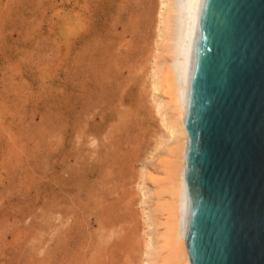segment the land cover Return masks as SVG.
Instances as JSON below:
<instances>
[{
	"label": "rangeland",
	"instance_id": "1",
	"mask_svg": "<svg viewBox=\"0 0 264 264\" xmlns=\"http://www.w3.org/2000/svg\"><path fill=\"white\" fill-rule=\"evenodd\" d=\"M158 2L0 0V264H152Z\"/></svg>",
	"mask_w": 264,
	"mask_h": 264
},
{
	"label": "water",
	"instance_id": "2",
	"mask_svg": "<svg viewBox=\"0 0 264 264\" xmlns=\"http://www.w3.org/2000/svg\"><path fill=\"white\" fill-rule=\"evenodd\" d=\"M190 264H264V0H202L184 119Z\"/></svg>",
	"mask_w": 264,
	"mask_h": 264
},
{
	"label": "bare ground",
	"instance_id": "3",
	"mask_svg": "<svg viewBox=\"0 0 264 264\" xmlns=\"http://www.w3.org/2000/svg\"><path fill=\"white\" fill-rule=\"evenodd\" d=\"M202 0H159L156 26L155 62L151 69L149 89L152 96L161 94L157 111L165 124L166 141L161 140L155 150L163 148V177L149 176L157 184L155 212L160 227L155 246L150 249L152 264H190L183 239L188 194L184 181V153L187 133L184 119L187 111L188 82L192 66L194 43L197 36L198 15ZM166 115L169 120L166 121ZM167 142V144H166ZM106 235H98V246H104ZM94 251H98L96 248Z\"/></svg>",
	"mask_w": 264,
	"mask_h": 264
}]
</instances>
